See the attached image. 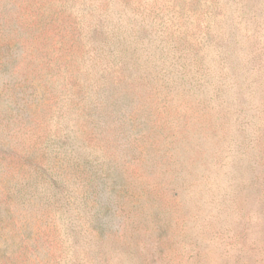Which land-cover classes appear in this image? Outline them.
<instances>
[{"label":"rangeland","instance_id":"obj_1","mask_svg":"<svg viewBox=\"0 0 264 264\" xmlns=\"http://www.w3.org/2000/svg\"><path fill=\"white\" fill-rule=\"evenodd\" d=\"M7 2L24 36L0 93L25 103L32 90L15 82L43 85L35 134L65 115L79 142L108 151L109 130L79 119L93 55L110 68V124L130 134L115 187L70 170L50 219L38 191L30 222L17 213L3 226L0 264H264V0ZM163 29L181 35L161 42ZM26 223L29 238L17 234Z\"/></svg>","mask_w":264,"mask_h":264},{"label":"trees","instance_id":"obj_2","mask_svg":"<svg viewBox=\"0 0 264 264\" xmlns=\"http://www.w3.org/2000/svg\"><path fill=\"white\" fill-rule=\"evenodd\" d=\"M19 21L20 19L11 8V3H8L7 0H0V83L3 86H5V75L9 74L11 70L14 74L19 58V42L24 36ZM120 28L119 25L116 32L110 36L104 33L103 38L105 39L106 36L108 39L117 37ZM91 29L86 34L89 40H93L96 27ZM173 30H161L158 35L161 42H165L167 38L181 35V29ZM135 34L137 35V30ZM235 35L231 36L234 40L237 38ZM135 39L138 40L139 37L136 36ZM235 44H237V40ZM104 49L101 43H97V47L93 48L101 53ZM102 64L103 61L93 55L89 56L88 62L82 65L85 72L92 78L93 91L88 89L84 97H81L84 107L79 119L88 118L97 124L102 123L106 130H109V137L114 139L112 142H108V151L101 147L98 149L88 143L79 142L66 124L65 115L57 121V130L52 131L45 127L41 132L35 134L36 127L32 123L33 114L30 107H36L38 104L39 90L41 87L44 88L43 85H33L29 89L27 88L28 84L24 86V83L15 82L23 91V96L32 90L27 95L30 102L25 103L18 95L7 94L3 91L0 93V187L3 186L5 194L0 201V238L6 232L4 225L8 223L12 228L17 213H21L20 216L29 221L28 218H25V214L33 215L36 212L39 201L38 191L42 195L40 201L42 200L43 203L45 219H50L51 200L57 201L61 207L67 205V198H64L59 192L58 184H63L65 188L64 176L70 170L76 173H88L90 175L89 185L98 182L105 188L108 181L111 180L115 187V176L120 174L122 167L121 159L123 157L119 153L126 149L122 141L125 135L130 134V130L125 127V124L116 127L110 124V119L118 116L119 112H110L109 104L106 103L111 88L108 86L109 83H106L110 79V68L108 66L100 68ZM192 65L203 70V68H199L200 65L203 66V62L199 58L195 59L194 63H190V66ZM183 69L186 74L193 71L185 64ZM100 78H104L103 83L105 84L100 83ZM119 81L120 79L115 80L116 86ZM70 95V93L66 94V107L72 103ZM114 105H111L110 108L115 109ZM118 139H120L119 142ZM28 225L29 223H26L17 229V234H25L26 238H29L28 236L31 234L26 227ZM9 247L11 246L8 244L6 248L0 249V261L2 254H5Z\"/></svg>","mask_w":264,"mask_h":264}]
</instances>
